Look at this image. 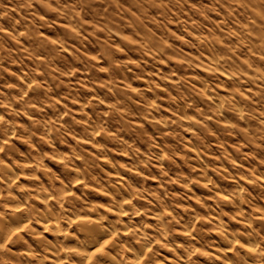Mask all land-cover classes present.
I'll list each match as a JSON object with an SVG mask.
<instances>
[{
  "label": "rangeland",
  "instance_id": "374dc122",
  "mask_svg": "<svg viewBox=\"0 0 264 264\" xmlns=\"http://www.w3.org/2000/svg\"><path fill=\"white\" fill-rule=\"evenodd\" d=\"M93 2L92 11L79 0H0V115L15 149L5 159L37 164L11 193L43 210L37 193L48 187L60 195L51 207L64 230L77 236L71 218L94 210L120 229L116 244L150 245L155 262L250 261L241 247L248 241L259 244L264 262V75L255 74H264V55L241 43L248 24L214 0ZM209 49L232 59L239 79L212 71ZM72 167L96 181L88 178L85 189ZM125 192L133 199L121 217ZM8 209L0 201V214ZM161 209L167 213L156 221ZM37 232L64 248L62 264H79L69 252L78 244L34 219L22 233L25 245H6L4 264H55L47 255L35 263L7 254L37 248ZM223 234L237 239L227 254Z\"/></svg>",
  "mask_w": 264,
  "mask_h": 264
},
{
  "label": "bare ground",
  "instance_id": "6f19581e",
  "mask_svg": "<svg viewBox=\"0 0 264 264\" xmlns=\"http://www.w3.org/2000/svg\"><path fill=\"white\" fill-rule=\"evenodd\" d=\"M79 1L81 2V4L85 3L86 5L85 4L84 5L87 6L88 8L92 7V11L96 7L94 6L93 8L92 6L94 3L93 0H79ZM214 1L215 2L218 1L221 4V6L224 7V9L237 10V12L239 13V16L243 18V21L245 20L244 22L248 24L247 28H249L248 31H250L248 32L250 35L248 37H245L247 39H244L243 40L244 42H241V43H245L249 53H252V55L254 53L264 55V0H214ZM230 28H232V26ZM230 30L233 31L234 29H230ZM206 46H209V45L206 44ZM206 50H205V53L206 54L208 53L206 57L209 63L212 65L211 67L212 71L216 72L217 74L221 76H224L227 79H230V78L239 79V77L236 76V72L238 71H236L235 68L234 69L231 68L233 65L231 61L232 59L230 60V59H227L226 57H225L226 59H224L223 57L219 56L220 54L217 55L212 49H209L208 52H206ZM260 57L262 58L263 56H260ZM260 57L258 58L261 60ZM248 58H251V57L249 56ZM237 63H239V66H240V62L237 61L236 64ZM222 64H224L225 66L226 65L229 66L230 71L229 69H225ZM234 67L236 66L234 65ZM248 73L247 74L240 73L241 74L240 79L242 78L248 79L250 83L252 77ZM255 74L256 76L261 74V76L259 75L260 77L264 75L263 73H259L257 70H255ZM237 82L240 83L241 80ZM27 83H28L27 87L29 89L34 88L36 86V82L33 79L27 80ZM221 102H223V100ZM257 104L258 103H256V105ZM222 106H223L222 103H220L221 109L223 108ZM243 108L244 107L235 108L236 113L241 118L244 117L246 113V112L244 113L245 110ZM3 123H4L3 118L0 115V201H4L7 208H10V209H8L9 212L6 213L5 215L0 214V253H1L0 254V264L5 263L4 262L5 255L2 254V251L4 250L6 245L10 244L11 242H17L18 244L23 243L24 245L26 244L24 242L22 233L25 230L30 228V224L32 223L33 219L36 220L37 224L42 228L44 232H48L54 235L55 238H58V239L66 238L69 241H72L78 244L73 249H69V252L77 256V258L80 260L79 264H95V263H98L99 260L105 261L109 264H164L159 261L158 262L153 261V257L151 255V250H150V245H145L144 243L137 242L136 243L137 245H135L134 247L132 246L130 248H127L125 245L126 241H124L125 243L123 244L121 243L119 245L116 244V242L114 241L120 229L114 224L108 226L107 222L104 220V217H102L99 214L93 213L94 210H87L89 214L87 213L76 214L71 218L72 219L71 223L76 226L77 236L75 234H71L67 230H64L61 225L62 222L60 221L61 216L59 212H57L56 210H53L51 207L53 202H57V201L61 202L60 197H59L60 195L58 196L54 194L55 192L54 193L49 192L48 187H46L47 189L41 187L42 190L39 189L40 191H38L37 193V196L39 198L38 200L46 204L45 209L43 210L42 209L36 210V208H33L35 210H31L26 206L25 201L23 200L18 201V197L16 196V194L11 193L15 180L20 177V175L24 172V170H32L37 164L34 161L35 159L33 160L30 157L29 158L22 157L21 155H19L20 161L18 160L19 162L17 161V163L13 162V165L6 161L5 159L6 155L15 151L13 146L8 147L7 141H6L8 139V136L13 137L14 131L8 132V128H6V130L4 128L3 130V127H5L3 126ZM91 128H92L91 130H93L92 133L95 136H98V133L100 130L96 128V126L95 127L93 126ZM105 163H108V162L105 161ZM69 172L75 173L77 175L76 180H78V182L83 185L87 182L88 178L93 182L96 181V179L93 176L91 177L88 171H85V170L82 171L81 169L79 170V168L72 167L69 169ZM84 186H85L84 187L85 189H88L86 185ZM132 196H133L132 193L130 194L127 192H125L122 195V198L120 201L121 207L118 209V212L121 217L126 216L125 214L126 211L123 207L125 205H129L132 203V199H133ZM223 197L227 198L226 196H223ZM164 210L165 209H161V210H158L157 213H154V218L156 221L160 220L163 217L162 215L163 213L164 214L167 213V212H164ZM258 219L264 220V214L258 216ZM130 228L131 227H127L125 225L122 226V230L124 231L126 235H129ZM191 232H192V229L190 227H187V229L185 230V233L190 234ZM231 237L232 238L226 237V234L222 235L221 239L223 240L224 243L227 242L228 243L227 245H229L230 247L229 249H225L223 254H227V252H231V249H233L237 245L236 237L234 236H231ZM34 238L38 240L37 248L35 247L34 249H27V250L24 249L21 251H13V252L8 251L7 254L13 256L14 258L18 260H21V259H25V261H27L28 259L35 260L36 261L35 263H38L37 259L41 261L47 255L54 261L55 264H62L63 258H61V256H62V253H64L63 247H61L60 245L58 246L54 244V242L46 240L43 236L40 235L39 232L34 234ZM241 247L243 249L245 257L247 259H250V261H246V260L242 261L240 259H238L237 261L236 260L232 261L230 258H227L221 264H264V262L261 259H259L260 246L258 243H253V242L248 241L247 243L242 244ZM39 251H42L44 256H40L42 255L40 254L39 255L40 257H38L37 252ZM120 251L123 254L125 253L126 255H128V258L130 259L129 262L125 263L122 259V256H120L119 258L118 256H116V253Z\"/></svg>",
  "mask_w": 264,
  "mask_h": 264
}]
</instances>
